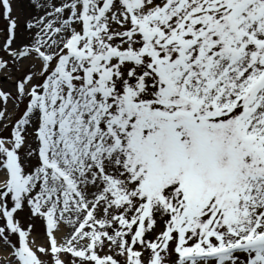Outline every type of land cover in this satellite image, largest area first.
Listing matches in <instances>:
<instances>
[{"label":"snow or ice","instance_id":"snow-or-ice-1","mask_svg":"<svg viewBox=\"0 0 264 264\" xmlns=\"http://www.w3.org/2000/svg\"><path fill=\"white\" fill-rule=\"evenodd\" d=\"M0 81V264H264V0H0Z\"/></svg>","mask_w":264,"mask_h":264},{"label":"rangeland","instance_id":"rangeland-1","mask_svg":"<svg viewBox=\"0 0 264 264\" xmlns=\"http://www.w3.org/2000/svg\"><path fill=\"white\" fill-rule=\"evenodd\" d=\"M0 83H3V82L0 81ZM4 86H5V87H10V85H7V84H5ZM37 242H38V243H41V242H43V241H42V239L38 238ZM0 254H2V253H0Z\"/></svg>","mask_w":264,"mask_h":264}]
</instances>
